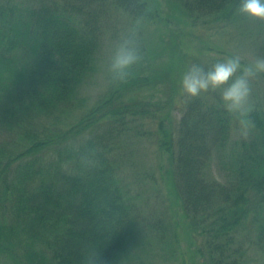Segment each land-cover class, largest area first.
<instances>
[{
	"label": "trees",
	"instance_id": "obj_1",
	"mask_svg": "<svg viewBox=\"0 0 264 264\" xmlns=\"http://www.w3.org/2000/svg\"><path fill=\"white\" fill-rule=\"evenodd\" d=\"M153 1L0 0V264H135L147 219L116 148L130 131L144 137L145 124L157 125L159 167L164 155L186 232L203 240L204 264H264L249 254L253 245L264 252V97L245 106L246 137L230 142L241 118L227 111L221 90L190 97L181 82L192 65L207 72L219 61L191 54L187 29ZM168 3L176 25L249 17L242 0ZM115 14L155 28L138 37L140 59L126 79H114L110 64L105 91L73 118ZM256 27L264 31V19ZM215 160L225 181L211 172ZM151 222L150 238L170 239L164 221Z\"/></svg>",
	"mask_w": 264,
	"mask_h": 264
},
{
	"label": "rangeland",
	"instance_id": "obj_2",
	"mask_svg": "<svg viewBox=\"0 0 264 264\" xmlns=\"http://www.w3.org/2000/svg\"><path fill=\"white\" fill-rule=\"evenodd\" d=\"M153 2L157 3L160 10H163L164 15L168 14V20H172V24L175 25V28H180L181 33L187 29L189 34L185 35L183 39L184 41H188V38L191 39L188 46L189 52L201 60L217 59L219 62H225L230 57H239L242 65L241 70H243V66L253 65L258 58H264V31L257 29L256 17L248 15L245 22L227 26L222 23L195 24L193 26H185L180 23L176 25L178 22L176 10L169 6L168 0H154ZM111 22L113 30L107 35L98 72L86 82L81 92V96L86 97V104L80 107V110L76 112L77 117L73 118L80 117L87 109L86 107L94 103L98 96L105 91L108 83L106 72L112 63L117 46L127 39L134 40L135 47L139 48L143 45L140 44L138 37H147L148 31L155 28L154 25H150L148 28L134 26L127 17L117 14L112 16ZM241 27L245 29L244 32L241 31ZM241 73L242 71H238L236 76ZM235 78L234 76L232 79ZM165 84L167 83L158 85L155 91L158 89L159 92V89ZM249 86L250 95L246 105L253 99H257L258 96L264 97V72L250 77ZM160 97L157 95L155 99ZM181 108V100L177 97L176 106L173 104L172 109L173 124H176L180 118ZM140 130L146 132L144 137L130 131L116 148V157L119 158L122 167L120 174L131 194L135 195L136 202L145 215L140 216L141 219L143 217L147 219L141 224L142 232L139 233L141 239L140 244L135 248L137 257L134 259V263L204 264V258L198 252V248L202 247L203 240L197 235L186 232L179 201L167 173L168 162L164 155V165L161 164V168L159 167V159L155 154L158 144L154 142V135L158 133L157 125L147 127L145 124ZM243 137H246L245 132L239 128L238 124L234 125L230 142ZM211 172L220 181H225L228 176L225 168L217 160L212 163ZM172 208L176 210V213L172 211ZM159 220L164 221L168 227L170 239L166 241L161 239L157 241L149 236L152 229L147 226V222ZM174 232L176 233L174 234ZM249 250V254L258 259L260 263L264 261V252L257 246L253 245Z\"/></svg>",
	"mask_w": 264,
	"mask_h": 264
},
{
	"label": "clouds",
	"instance_id": "obj_3",
	"mask_svg": "<svg viewBox=\"0 0 264 264\" xmlns=\"http://www.w3.org/2000/svg\"><path fill=\"white\" fill-rule=\"evenodd\" d=\"M240 11L260 19H264V0H242ZM140 55L134 40H124L116 48L110 71L114 79L125 80L129 69L138 62ZM242 65L240 58H228L219 62L207 72L199 66L192 65L182 77L183 91L190 97L199 96L202 91L221 90V99L231 114L240 116V123L245 134L250 122L245 118V105L250 95L249 78L259 72H264V58H258L253 65L243 66V71L236 76ZM236 77L234 80L233 77ZM229 81H232L229 83ZM227 85V86H226ZM226 86V87H225Z\"/></svg>",
	"mask_w": 264,
	"mask_h": 264
}]
</instances>
